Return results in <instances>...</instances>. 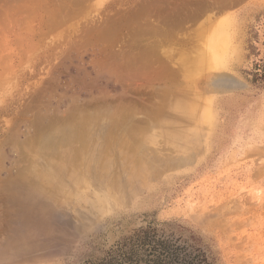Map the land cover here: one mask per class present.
I'll return each instance as SVG.
<instances>
[{"label":"rangeland","instance_id":"obj_1","mask_svg":"<svg viewBox=\"0 0 264 264\" xmlns=\"http://www.w3.org/2000/svg\"><path fill=\"white\" fill-rule=\"evenodd\" d=\"M259 62L264 0H0V179L28 160L47 169L37 130L73 112L130 117L150 146L175 118L184 130L168 139L182 164L143 170L122 197L87 181V196L23 202L0 264H264ZM219 73L240 87L215 92Z\"/></svg>","mask_w":264,"mask_h":264},{"label":"bare ground","instance_id":"obj_2","mask_svg":"<svg viewBox=\"0 0 264 264\" xmlns=\"http://www.w3.org/2000/svg\"><path fill=\"white\" fill-rule=\"evenodd\" d=\"M220 30L221 33L213 36L212 44L205 51L207 69L214 67L226 51L227 37L223 27ZM207 85L215 92L240 87L226 74L220 73L215 74ZM100 115L73 112L56 122L47 121L46 125L39 126L33 146L46 156L43 167L47 166V169L42 170L28 160L29 164L26 162L23 167H15L14 172L9 171L0 179V213L4 212L1 218L5 217L2 222L6 229V235L0 241V250H6L13 244L16 223L25 214L23 202L38 200L40 205L55 206L63 198H71L76 187L77 193L89 195V184H100L98 187H105V191L122 197L128 187H135L133 178L143 176V170H149L151 176L157 178L162 172L182 164L181 157L177 155L180 147L168 142L169 138L180 139L184 132L181 120L175 118L166 124L160 136L163 143L159 141L158 146H150L153 140L143 139L139 132L141 129L130 117L106 113L100 118ZM160 117L162 114L156 113L153 119ZM73 144H78V147L74 148ZM113 152L116 155L111 157ZM51 158L58 161L52 162ZM48 160L52 164H47ZM127 166L132 168L131 172H126ZM85 201L94 202L89 197Z\"/></svg>","mask_w":264,"mask_h":264},{"label":"trees","instance_id":"obj_3","mask_svg":"<svg viewBox=\"0 0 264 264\" xmlns=\"http://www.w3.org/2000/svg\"><path fill=\"white\" fill-rule=\"evenodd\" d=\"M259 80L264 82V62H259L255 65L254 82Z\"/></svg>","mask_w":264,"mask_h":264}]
</instances>
